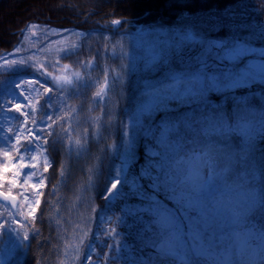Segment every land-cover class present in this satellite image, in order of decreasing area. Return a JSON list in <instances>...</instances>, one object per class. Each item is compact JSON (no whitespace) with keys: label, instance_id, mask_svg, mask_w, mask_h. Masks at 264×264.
I'll return each mask as SVG.
<instances>
[{"label":"snow or ice","instance_id":"obj_1","mask_svg":"<svg viewBox=\"0 0 264 264\" xmlns=\"http://www.w3.org/2000/svg\"><path fill=\"white\" fill-rule=\"evenodd\" d=\"M112 23L119 25L121 21ZM224 26L215 23L209 31H219ZM232 30L234 34L228 38H212L190 30L168 33L173 42L152 47L151 55L144 61V71H163L158 85L148 83V99L137 115L143 135L153 143L146 145L150 159L140 168L139 175L124 177L130 189L128 195L148 201L144 213L153 217L147 230L156 237L150 244L157 250L156 259L143 264H264V227L254 223L257 212L264 213V194L253 187V179L264 187V166H258L254 159L256 142L264 140V47L253 44L257 39L264 40V27L247 36ZM196 48L198 53L185 59V49ZM174 59L182 67H174ZM17 63L26 65L28 61L5 59L6 67ZM42 75L54 83L52 87L43 86L45 113L39 120L32 100L24 96L25 91L36 92L41 87L39 80L21 79L15 84L17 91L12 95L22 97L24 104L0 96V113L16 112L22 118L15 127H8L2 137L6 146L0 149V199L8 211L3 214L0 234L14 221L18 228L13 231L24 247L30 232L36 230L28 222L36 219L46 186L44 174L51 167L49 140L53 144L60 141L63 148L64 137L59 134L63 132L69 149L73 139L83 148L88 132V128L80 126L78 136L70 134L77 128L71 123L76 107L70 102L68 86L78 88L81 74L61 77L45 70ZM32 84L36 87L28 88ZM104 84H108L107 72ZM213 96L219 97V102ZM182 108L187 110L181 112ZM172 112L179 114L166 116L154 125L157 113ZM3 133L5 129L0 125V134ZM166 156L165 165L161 161ZM136 158L135 148L126 142L120 171L134 167ZM144 180L151 182L149 188L163 187L170 193L168 198L180 208V215L149 195ZM29 181L34 182L25 192ZM120 183L119 176L110 181V187L104 190L109 193L107 201L121 195ZM13 188L23 193L19 201ZM29 200L31 203L20 202ZM116 234L112 227L102 230L103 236ZM91 235L92 229L85 220L72 259L83 257L87 264H97L92 255L96 253L99 264H110L108 253L86 243ZM114 247L119 250L118 244H104L109 251Z\"/></svg>","mask_w":264,"mask_h":264},{"label":"trees","instance_id":"obj_2","mask_svg":"<svg viewBox=\"0 0 264 264\" xmlns=\"http://www.w3.org/2000/svg\"><path fill=\"white\" fill-rule=\"evenodd\" d=\"M221 1L225 2L213 3V0H208L206 5H198L195 1H185L179 3L173 10H166V13L156 10L143 12L140 9L116 10V8L99 6L90 11L80 10L77 14L81 16L79 18L52 19L49 15H31L17 23L8 41H0L1 59L21 43L32 25H37L39 30L45 34L48 32L54 37L73 35L78 44L71 52L61 57L63 61L84 71L82 84L75 92H78L77 97L74 96L75 93H72V100L75 99L82 107H87L90 116L96 112L97 115L102 114L99 117L101 135L94 134L90 129L83 150L73 147L69 149L66 143L62 148L59 141L53 144L50 140L49 157L56 166L59 164L64 167L63 179L55 185L47 183L42 189L44 195L41 197L36 219L29 221L36 230L30 232L29 239L25 242L27 247L22 248V255L12 264H61L64 240L68 237L70 227L75 223L77 191L87 179L89 165L101 154L103 157L96 176L94 199L98 211L109 213L111 208L116 211L117 221L113 228L116 229L117 234L107 236L105 244H118L119 249L114 247L109 251L103 247L102 252L108 253L112 258L110 264H143V261L156 259L157 250L150 246L156 237L153 232L147 230L153 217L144 213L145 209L140 208L145 201L128 195L130 189L124 183V177L131 178L133 175H139L140 168L150 159L146 153V145H151L153 142L143 135L144 130L139 125L137 115L141 105L148 99L146 95V92L150 90L148 83L153 82L158 85L163 79V71L149 73L137 66L124 75L116 74L113 67L120 64H114V61H118V56L110 53L109 43L112 38L121 33L130 32L136 28H153L157 25L199 24L202 30L204 29L205 35L212 38H228L234 34L232 29L241 36H247L264 27V0ZM115 20H120L121 23L119 25L112 23ZM203 23H205L204 28ZM215 23L225 26L219 31H209ZM253 44L264 45V40L257 39ZM195 55L193 50L184 52L185 59ZM173 66L182 67L176 59L173 60ZM105 72L111 79V84L101 91L100 96H96L104 81ZM11 83V80L5 82L6 90ZM106 92H109V96L105 94ZM212 98L217 102L220 100L216 96ZM8 99L9 102L13 99L10 92ZM172 106L175 107V103ZM186 110L180 109L181 112ZM110 113L113 114L112 118ZM178 114L177 112L157 113L153 123L158 125L162 118ZM132 119L135 120L134 123ZM2 137L0 136V149L6 146ZM129 137L133 140L132 146L136 150L135 166L127 169L118 185L121 195L107 201L105 197L109 193L104 190L110 187V181H113L115 177L118 163L122 158L123 146ZM110 142H113L115 146L112 152L109 151ZM103 146H106L105 151L102 150ZM77 152L80 154L77 155ZM2 159V150H0V161ZM254 159L258 166H264V140L256 142ZM161 163L166 165L167 161H161ZM142 183L148 194L154 192L162 200L172 203V200L168 198L169 193L163 187L154 190L148 187L150 181L144 180ZM253 187L260 188V194H264V187L259 181L253 179ZM25 211L27 213V208ZM255 219L263 224L264 213L258 211ZM42 236L49 238L50 243L46 253L40 255L37 251V243ZM92 237L97 241L96 235Z\"/></svg>","mask_w":264,"mask_h":264},{"label":"rangeland","instance_id":"obj_3","mask_svg":"<svg viewBox=\"0 0 264 264\" xmlns=\"http://www.w3.org/2000/svg\"><path fill=\"white\" fill-rule=\"evenodd\" d=\"M185 1H195L198 5H206L208 2V0H0V41H8L11 31L16 27L17 23H19V21H21L23 18L31 15H49V17L52 19H64L67 17L79 18L81 16L77 14L80 13V10L85 9L86 11H90L92 9L98 8L99 6L116 8V10L140 9L143 12H146L147 10H156L158 12L166 13V10H173L179 3H183ZM215 2L218 3L225 1L213 0V3ZM204 25L205 23H203V28ZM185 30L194 31L200 35H205L203 32L204 29L202 30L199 24L190 23L176 27L161 25L156 26L155 29L136 28L134 32L121 33L115 38H112L109 43V50L112 55L118 56V61H114V64H120V66H115L116 73L124 75L132 68L140 65L142 68H144V61H147L148 57L151 55L150 50L152 47L160 44L167 45L173 42L168 33H176ZM23 42V45L16 48L13 51V54H11L6 59L9 62L25 59L28 61V64L20 65L17 63L6 67L5 60H1L0 70L22 71L23 69L35 76L31 77L33 81H36L38 78H43V80L47 79L51 85L54 82L49 77L42 75L45 70L52 73L54 76L61 77L67 76L74 78L77 72L80 73L78 69L63 63L59 59V56L62 53L73 49L72 44L74 41H72L70 38L51 39L34 33L27 35ZM254 46L257 48L264 47V45ZM17 49H21V51L17 52ZM185 50H195L196 54L199 51L198 48ZM65 65L68 67L65 68ZM31 86L36 87L35 84H32ZM68 87L69 92L71 89L75 88L71 86ZM55 92L56 89L54 88L53 100L56 99L54 95ZM8 114V112L0 113V125L4 127L5 133L8 127H15L17 125L8 118ZM84 117L85 116L82 115L81 110L76 108V112L73 113V119L71 120V123L73 126H76L77 130L75 133H70L74 137L79 135L78 133L80 132V126H82L84 122ZM67 127L68 125L65 124V128ZM74 141L75 139H73L72 142ZM166 158L167 156L164 160H166ZM94 166L95 167L91 169L90 178L86 183L82 184L78 190L76 203L79 206V210L75 211L74 217V220L77 221V223H75L74 226H71L70 230L68 231V237L65 239L61 264H87L83 257L76 261L72 259L73 256H75L74 247L77 243V237L80 235V231L84 226L85 220H88V227L92 229V235L97 236L95 238L97 241H95L91 235L90 239L86 241V243L95 245L100 251H102L107 238V236L105 237L102 235V230L105 227L113 228V226L116 224L117 215L115 210L111 208L110 212L106 213L103 211L98 212L96 209V203L92 194V190L95 173L99 166V162H96ZM120 169L121 166L115 178H117V176L122 178L124 175V172H121ZM25 171H27V169H25ZM32 182L34 181H29V187L25 189V192L30 191V184ZM15 193H17L18 197L23 194L19 192ZM149 195L153 196L155 200L160 201L161 204L168 207L169 209L175 210L178 216L180 215L181 210L173 200L172 201L174 202V205L162 200L159 195L154 192H150ZM20 202L23 203V201ZM147 204L148 201H145V203L142 204L140 208H143ZM7 211L8 209L5 207V203L0 201V223L3 222V219L5 218L3 214H5ZM20 218L23 220V217ZM181 219L183 218L181 217ZM77 225H80V227L78 228ZM13 228H18V226L15 225L14 221H10L8 227L3 231L2 234H0V264H11L12 261L18 257L21 248L20 238L17 236V233L13 231ZM185 231H187V228ZM49 243V238L45 236L39 237L37 251L40 255L46 253V251L49 249ZM15 244L17 247H15ZM84 252L87 254L88 249H85ZM92 255L93 259L97 260V264H99L96 253H92Z\"/></svg>","mask_w":264,"mask_h":264},{"label":"bare ground","instance_id":"obj_4","mask_svg":"<svg viewBox=\"0 0 264 264\" xmlns=\"http://www.w3.org/2000/svg\"><path fill=\"white\" fill-rule=\"evenodd\" d=\"M144 7H146V6H144ZM142 8H143V7H142ZM3 41H4V40H3ZM138 67H141V65L138 66ZM141 68H142V67H141ZM142 70H143V68H142ZM143 71H144V70H143ZM144 72H145V71H144ZM146 72H147V71H146ZM138 74H140V73H138ZM2 80L4 81V83H5L6 81H10V79H9L7 76H3ZM9 88L12 89V88H13V85L10 84ZM45 99H46V97L43 95V96L41 97L40 101H45ZM22 104H24V101H23Z\"/></svg>","mask_w":264,"mask_h":264},{"label":"water","instance_id":"obj_5","mask_svg":"<svg viewBox=\"0 0 264 264\" xmlns=\"http://www.w3.org/2000/svg\"><path fill=\"white\" fill-rule=\"evenodd\" d=\"M2 200V199H1Z\"/></svg>","mask_w":264,"mask_h":264}]
</instances>
